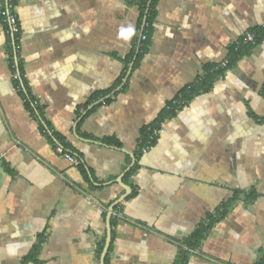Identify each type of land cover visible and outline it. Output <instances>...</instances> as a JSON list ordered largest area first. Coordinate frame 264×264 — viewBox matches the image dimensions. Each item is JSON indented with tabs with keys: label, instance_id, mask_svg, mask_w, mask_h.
<instances>
[{
	"label": "crops",
	"instance_id": "obj_1",
	"mask_svg": "<svg viewBox=\"0 0 264 264\" xmlns=\"http://www.w3.org/2000/svg\"><path fill=\"white\" fill-rule=\"evenodd\" d=\"M16 1V64L43 124L83 168L57 152L15 86L0 0V264H101L114 204L105 264H176L184 240L234 199L187 264H259L264 41L138 150L167 102L264 24V0H158L136 67L137 4Z\"/></svg>",
	"mask_w": 264,
	"mask_h": 264
},
{
	"label": "trees",
	"instance_id": "obj_2",
	"mask_svg": "<svg viewBox=\"0 0 264 264\" xmlns=\"http://www.w3.org/2000/svg\"><path fill=\"white\" fill-rule=\"evenodd\" d=\"M131 4H137L141 9V28L143 25V22L146 18V25L144 30V35L147 36L146 39L140 40L141 35V28L138 31V33L135 35V43H134V49L131 54V56L128 59V63L133 62L135 63V67L139 65L143 57L148 51L149 43H150V34H151V25L155 18V7L158 2V0H128ZM253 32L256 36L255 43L249 44V45H239L238 42L231 45L229 48V54L227 58L229 59V64L227 67H221L219 66V63H212L205 66L203 74L200 75L195 82L192 84L187 85L185 88H183L175 98H173L171 101L167 102L166 107L162 111L159 118L152 123L151 125L145 127L144 129V137L141 142V145L139 146L138 154L142 152V149L147 145L152 130L154 128H157L160 126L162 122H165L166 120H169L177 115V113L184 108L187 104H189L192 99L202 93L208 92L212 87L215 81H217L220 78H223L229 70H232L239 59L247 54H249L258 44L264 41V24L258 27H255L250 30ZM19 45L20 43L17 42V50L15 51L11 41H9V53L11 56V66L16 73L15 78V86L19 89V92L21 96L23 97L26 107L31 112L32 116L39 122L40 127L42 128L43 132L47 135L49 140L53 143L55 148L58 145H61L64 148L65 152L68 153H75L74 149H72L71 145L66 141V139L57 134L52 133L49 127H46L42 122V114L41 109L38 105V103L35 101V99L31 96L29 91L26 88L24 77L22 74V67L21 64H16L15 56L18 57L19 55ZM126 72L123 76L125 78ZM123 81V80H122ZM121 81V83H122ZM119 85V84H118ZM157 142L155 140L153 142L154 144ZM78 166L83 168V164L79 161ZM83 171H85L83 169ZM256 197L255 193H251L248 196L249 200H252ZM231 201L230 203L224 204L221 209L217 212L216 216L211 218L210 221L207 224H201L199 228L186 240L183 242L182 249L180 251L179 259L177 260L176 264H187L189 257L191 255V252L196 250L202 243V241L205 239L207 233L209 232L210 228L218 221L222 220L228 213L229 209L233 206L234 201ZM105 242L103 241L99 245V255H101L103 248H104ZM264 264V259L259 263Z\"/></svg>",
	"mask_w": 264,
	"mask_h": 264
},
{
	"label": "built area",
	"instance_id": "obj_3",
	"mask_svg": "<svg viewBox=\"0 0 264 264\" xmlns=\"http://www.w3.org/2000/svg\"><path fill=\"white\" fill-rule=\"evenodd\" d=\"M4 5H5L4 13L6 16L5 22L7 24V36L16 51L17 42H20V37H21V23L19 20L18 12H17L18 4L16 0H4ZM146 38L147 36L144 35L143 33L141 39H146ZM255 40H256L255 34L251 31H248L243 36V39L240 42H238V44L245 46V45L255 43ZM228 64H229V59L226 58L220 62L219 66L227 67ZM163 132H164V122H162L160 126L152 130L150 139L147 145L142 149V152L147 153L152 148L153 142L157 140ZM56 150L58 153L64 155L71 162L75 164H79V161L71 153L65 152L64 148L61 145H58L56 147Z\"/></svg>",
	"mask_w": 264,
	"mask_h": 264
},
{
	"label": "water",
	"instance_id": "obj_4",
	"mask_svg": "<svg viewBox=\"0 0 264 264\" xmlns=\"http://www.w3.org/2000/svg\"><path fill=\"white\" fill-rule=\"evenodd\" d=\"M145 25H146V18L144 20V24H143V28H142V32H141V37L144 33V30H145ZM133 70V66L130 68L128 74H127V79L129 78L131 72ZM131 168H128L127 172L130 170ZM122 180H123V176L121 177V179H119V182L122 183ZM128 189V188H127ZM127 195H125L123 198H121L120 202L123 201L125 198H126ZM116 204H114L111 209H110V212H109V219H108V236H107V240H106V244H105V247H104V250L102 252V256H101V264H105V259H106V256H107V253L109 251V248H110V244H111V240H112V233H111V217H112V214L114 212V208H115Z\"/></svg>",
	"mask_w": 264,
	"mask_h": 264
}]
</instances>
